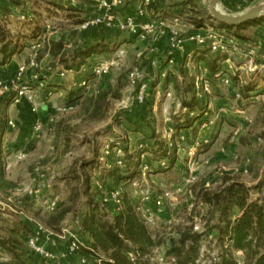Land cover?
<instances>
[{
  "label": "rangeland",
  "instance_id": "374dc122",
  "mask_svg": "<svg viewBox=\"0 0 264 264\" xmlns=\"http://www.w3.org/2000/svg\"><path fill=\"white\" fill-rule=\"evenodd\" d=\"M133 1L139 0H128L116 11L119 17L125 14L124 10L132 13L127 7ZM257 2L263 3L264 0ZM0 6L5 7L3 10L0 9V23L6 30L13 33L17 31H24L26 34L32 31L38 33L35 38H21L22 49L27 42L32 43L31 39H37L41 35L37 55L40 67L38 71L47 75L49 78L47 82L51 83L56 79L57 71L63 70L65 75L60 80L64 79L62 83L66 85L63 91L52 90L47 95L36 89V101L41 104L38 116L42 129L34 138H30L29 135L32 125L28 123L30 109L27 103H21L18 109L14 106L8 107V115L15 122V128L6 132V139L16 143L15 150L23 146L22 141L25 142L27 156L22 161L15 159V163L5 170L6 178L13 181L15 187L11 191H0V206L3 208L2 204L28 205L30 215L36 220L32 223V227L35 228L36 225L43 226L46 217L52 214L61 202L69 201V192L74 189L76 194L73 196L71 211L58 227L50 230L55 236L65 231L69 232L80 242L79 248L82 249L89 247L88 236L80 228L81 220L88 211L87 199H91L93 204H99V214L103 221L111 222L122 205V199L117 205L112 195L113 191L119 189L122 197L125 195L132 201L138 217L152 239L157 242L144 253L127 251L136 255L134 264H176V257L169 254L168 250L171 240L178 246L180 234L185 231H188L190 236L199 235L196 253L190 248L193 245L190 239L183 248L188 256L193 257V264H252L257 253L264 250V234L260 237L252 235L255 238L250 250L233 248L229 236L221 232L223 221L219 207L208 202L205 193L213 195L231 183H242L249 188V200H255L261 195L257 184L264 174V84L260 81L264 74L260 76L242 70L241 83L234 79L235 76L229 75L233 81L230 87H219L210 81L207 98L210 106L206 107L209 109L207 112L211 116V122L207 123L203 117L195 120L191 128L175 130L174 116L179 114L182 107L180 96L182 95L187 102L192 98V91H188L189 78L195 73L200 81H209L205 76L209 72L197 69L193 59H183L179 55L169 81L162 79L159 70L165 63L167 52L161 49L158 28L145 40L135 37L129 42L131 44L129 48L126 46L122 48L125 56L116 67L106 75L94 77L87 65H79L78 55L80 49L92 41H88L92 35L89 30L84 32L79 25L96 13L93 2L7 0L4 3L0 2ZM194 7L197 10H191L193 13L191 17H183V23L195 25L193 19H200L202 25L217 27L214 20L207 16L208 0L196 3ZM219 7L225 11L221 2ZM18 12H24L27 15L26 20H17ZM148 18L154 19L152 16ZM181 28L183 32L186 30L184 26ZM236 31L238 35L246 34L239 30L225 33L236 37ZM106 37L109 38L110 35L107 34ZM120 37L119 41L126 39L123 35ZM50 41L62 43L56 57L43 52ZM111 51L113 53L114 48L108 50ZM216 56L217 53H212L208 59L212 61ZM22 57L19 62L24 59V56ZM91 62L94 60H86L85 63ZM233 62L236 63V60ZM69 68L72 69L71 72L68 71ZM134 68L140 69L142 81H149L147 97L140 104L135 103L133 88L127 80L128 73ZM77 77H83L82 80H85L86 84L80 87L78 82L81 78ZM25 78L34 88L35 84L26 76ZM77 86L83 88L85 94L99 87L108 90L107 107L101 118L94 119L83 113L78 100L66 103L68 91L70 89L73 91L72 89ZM237 88L241 94L240 103L231 101L230 110L228 113L225 111V114L218 112V108H213L212 99L220 96L217 90L222 89L221 91L232 94L229 97L233 100V92ZM168 90L171 91V96H166ZM250 91L254 92L250 94ZM17 110L23 114L22 118L17 115ZM59 121L64 122V129L55 144V127ZM152 129L156 135L174 141L177 160L172 166L161 165V162L152 160L149 152L144 153L142 155L148 159L141 156L140 159L150 163V171L143 174L139 166L138 172H135L132 178L128 181L120 180L119 186L113 188L111 178L106 173L114 169L117 159L124 158L123 150L129 144L140 141L149 143ZM184 131H187L188 135H185ZM182 133L184 140L180 139ZM65 137L68 138L66 147ZM191 163H194V166L189 173ZM123 165L120 169L125 167ZM85 175L89 177L90 182L88 196L83 190ZM188 175L194 178L191 182L185 180ZM35 191H37L35 194H31ZM166 191L170 196H163ZM146 195H149L148 201L144 200ZM155 198L162 201L161 211L152 210L153 220L148 221L144 209L152 208ZM53 203L55 210L51 212L49 205ZM238 215V212L233 211L231 220ZM4 219L7 221L1 223L7 225L17 220V217L4 216ZM168 220L172 222L168 223ZM194 223L200 225V231L194 230ZM240 250L242 253H237ZM76 252L78 255L73 261L67 257H64V260L54 258V262L50 264L92 263L88 259L83 263L81 254L78 250ZM102 256L107 258V255ZM3 257L5 260L9 259L4 252ZM160 257L161 262L158 260Z\"/></svg>",
  "mask_w": 264,
  "mask_h": 264
},
{
  "label": "trees",
  "instance_id": "16d2710c",
  "mask_svg": "<svg viewBox=\"0 0 264 264\" xmlns=\"http://www.w3.org/2000/svg\"><path fill=\"white\" fill-rule=\"evenodd\" d=\"M222 4H226V1L222 0ZM4 8L5 7L0 6L1 10ZM207 16L210 20L212 19L210 15ZM262 20H264V17L239 25H229L215 20L213 22L218 28L230 33V31L240 30ZM193 21H195L194 23L196 26H204L201 24L200 19H193ZM100 29L105 30L103 28ZM23 32L24 31H17L13 33L12 31L6 30L0 23V65L7 64L15 54L21 51L23 47L20 43L21 38H35L38 35L35 31H32L30 34ZM235 34L237 37H240L237 31ZM61 46L62 43L59 41H50L46 44L43 52L56 57ZM106 50H111V48L103 42L86 43L84 48L80 49L78 52L80 56L79 65H88V63H85L86 60ZM216 59L217 58H214L212 61L207 59L208 67L211 71L217 69ZM188 84V91H192V98L188 102L184 99L181 100L184 111L174 116L175 130L189 127L195 120L203 117L206 122L211 120V116L208 114L206 108L208 94L197 89L196 78L193 77L192 80L190 79ZM49 86L56 88L61 87V85L53 81ZM82 89L83 88H79V86L73 88V91L70 89L67 93L68 99L66 103L68 104L78 100L83 113L90 115V117L94 119L101 118L107 107L106 100L108 98V90L99 87L97 90L92 89L90 93L85 94ZM48 91L50 90L45 89L43 91L44 95H47ZM14 95V91L0 95V191H11L15 187V183L6 178V161L2 149L4 135L6 131L10 130L7 127L9 120L8 107ZM63 129L64 122L59 121L55 127V144L59 141ZM150 139H154L151 146L143 145L131 151L127 148L123 150L124 158L122 159V163L125 167L120 169L122 166L116 165L114 169L106 173L111 178L113 188L119 186L120 180L124 179L128 181L135 175V172H138L141 162L140 156L144 153L149 152L152 156V160L165 162L168 166L173 165L177 158V148L174 141L156 135L154 129H152ZM67 144L68 138L65 137V147ZM122 176H125V178ZM77 179H79V177H77ZM89 185V177L85 175L83 190L86 196H88ZM257 188L261 195L255 200L248 199L249 188L242 183H231L213 195L205 193L207 201L219 207L221 220L223 221L221 232L229 236L233 248L250 250L252 248L253 239L256 236L260 237V235L264 234V174L258 182ZM75 192L74 189H71L69 192V201L61 202L59 207L46 217L43 224L45 229L51 231L50 228H56L60 225L65 216L71 211V204L73 196L76 194ZM87 201L88 211L81 220L80 228L82 232L88 236L89 247L82 249L78 248V252L84 260L87 261L88 259L92 261L91 264H127V251L131 250L135 253H144L157 244V242L152 239L144 223L138 217L132 201L127 198V196L123 195L122 205L115 213L111 222L102 220L99 214L100 207L98 203L93 204L91 199H87ZM233 211L238 212L239 215L231 220V213ZM4 216H14L17 217V220L11 222V224L3 225L1 222L7 221L4 219ZM35 221L34 217L30 215L28 205H9V207L6 208L0 206V264H41L37 256H35L26 245V239L35 234V228L32 227V223ZM188 235V231L180 234L178 246H176L175 241L171 240V246L168 252L176 257V264H193V257L188 256L183 248L188 239H190L193 244L190 248L194 249L196 253L199 235ZM252 235H255V237ZM128 244H130L131 247L128 246ZM3 252L8 255V260L1 259L3 257ZM103 254L107 255V258H104L102 256ZM252 264H264V250L257 253Z\"/></svg>",
  "mask_w": 264,
  "mask_h": 264
},
{
  "label": "built area",
  "instance_id": "2783aa9c",
  "mask_svg": "<svg viewBox=\"0 0 264 264\" xmlns=\"http://www.w3.org/2000/svg\"><path fill=\"white\" fill-rule=\"evenodd\" d=\"M7 0H0V2H5ZM95 4L96 13L91 17L85 19L80 23L79 28L81 30H88L90 28H103V29H114L119 32H126L130 35L135 36L137 39L145 40L148 36L154 32L160 36H164L167 41L166 48V59L165 64L160 67L159 76L164 79L169 74L173 73V68H175L177 62V56L180 54H185V41H189L191 44L197 47H205L209 51L213 53H220L224 55H229L231 52L238 50V44L235 37L228 36L224 30L211 26L204 25L202 30L197 33H190L184 37V32L182 31V26H186L185 23L182 22L181 18L177 16L170 17L169 21H165L161 18L158 19H147L148 11L150 8L156 3L157 0H139L135 5V10L132 13H125L122 17H119L117 10L121 9L128 0H90ZM27 15L24 12L16 13V19L24 21L26 20ZM183 33V34H182ZM40 38L41 35L38 36L35 43L33 44L32 50L26 59V61L17 65L15 73L13 75L12 83L7 84L2 79H0V95L5 93H9L14 91L15 95L11 100L10 106H15L20 103L22 100L28 103L29 109L33 114H38V108L41 104L36 101V92L38 89L43 87V84L38 80L37 76L34 75V82H36V86L33 88V85L26 80L25 74L29 67L37 69L39 67L37 62L38 48L40 46ZM252 50L248 51L247 54L251 56L249 59V63L244 67H239V70H247L248 72H256L258 70V66L252 60ZM188 56L191 55V52L187 53ZM125 51L123 49H116L110 56L104 59H91L94 62L88 64L89 72L94 77H101L103 75L108 74L114 67H116L124 58ZM154 64V61L152 62ZM217 72H220L218 70ZM222 74V73H221ZM57 75L62 78L65 75V71L58 70ZM142 73L140 69L134 68L132 69L128 75L127 80L131 87L133 88V99L135 103H143L149 86V81L141 79ZM197 79V89H200L201 92L209 93L210 92V83L208 80L200 81ZM199 80V81H198ZM223 83H229L230 79L228 77L222 78ZM86 84L85 80H81L79 82V86L82 87ZM37 89V90H36ZM50 91H48L49 93ZM47 93V94H48ZM166 96H170V92L166 93ZM201 96V95H199ZM237 98H241L239 92L235 95ZM68 106V105H67ZM209 110V109H207ZM225 111V107L221 106L218 108V112L223 113ZM211 122V120L209 121ZM207 122V123H209ZM42 123L37 116L32 124L30 138H34V136L38 135L42 129ZM8 129L15 128V122L13 119H9L7 123ZM168 135V133H167ZM169 136V135H168ZM181 140H184V135L182 134L180 137ZM27 153L25 149H19L15 152V159L17 161H22L26 158ZM144 157V155H141ZM148 159L147 157H144ZM117 166H122V158L117 159ZM161 165H166L165 162H161ZM192 166L194 163H191L189 167L190 172H192ZM140 171L144 174L145 172L150 171V163L144 159H141L140 162ZM193 177L190 175L185 179L186 182H191ZM37 191L31 194H35ZM149 194V193H147ZM112 195L115 198V203L117 205L120 204L122 196L120 195V190L116 189L112 192ZM164 197L170 196V194L166 191L163 194ZM144 200H149V195H146ZM3 208L9 207V205L2 204ZM162 201L160 198H155L154 204L152 208L145 207V218L148 221L153 220V211H161ZM50 211L55 210L54 203L50 206ZM171 223V220L167 221ZM194 230L200 231V225L194 223ZM35 234L28 237L26 239V245L29 250L35 254L45 258H53L54 255L49 252L45 246L44 241H52V237L55 236L51 231L45 229L41 225H36ZM60 239L64 240L66 243V248L64 252V256L71 252H76L79 248V241L70 235L69 232H62L60 235H56ZM201 256L203 254V250L200 252ZM237 253L241 254L242 250L237 251ZM136 255L133 252L127 253V264H134V260ZM153 260V259H152ZM160 262L162 258L158 259ZM174 261V258L172 259ZM84 263L85 260L82 259Z\"/></svg>",
  "mask_w": 264,
  "mask_h": 264
},
{
  "label": "crops",
  "instance_id": "0c3cea01",
  "mask_svg": "<svg viewBox=\"0 0 264 264\" xmlns=\"http://www.w3.org/2000/svg\"><path fill=\"white\" fill-rule=\"evenodd\" d=\"M88 1L92 2L90 0H88ZM202 1L203 0H157L156 3L150 8V10H149L150 15L147 16V19H149L148 17H150V16L154 17V19H156L155 17H158V18H161L165 21H169L170 17H172V16H177V17L181 18V20L183 19V17L189 18L193 15L191 10L192 9L197 10L194 7V4L202 3ZM225 1H226V4H222V5H223V8L226 11V13H230V14L239 13L240 14V13L246 11L247 9H249L254 4H256L257 1H262V0H225ZM137 2L138 1H133L132 2L133 5L132 4L128 5V7H127L128 10L129 11L131 10L132 12H134L135 5L137 4ZM220 2L222 3V0H220ZM123 12L129 13L126 10H124ZM185 25H187V26H185L186 30L184 31V37L185 38L190 33L200 32L203 28L202 26H196L194 24H187L186 22H185ZM88 30L92 34L90 37V40H88V41L92 40L91 42H103V43L107 44L109 48H111V49L114 48V51L116 49H122V48H124V46L129 48L131 45L129 42L135 38V36H133V35H130L128 33L119 32V31H116L114 29L101 30L100 28L95 27V28H90ZM86 31L87 30H84V32H86ZM239 31H243L246 34L245 35L240 34V37H237V36L235 37L237 44L239 46L238 50L231 52L229 55H224V54L219 55L220 53H217L218 54V56H216V58H217L216 59L217 69L215 71H211L209 69L208 63H207V59L210 58L209 56L213 52L209 51L205 47H197V46H194L193 44H191L189 41H185V50H186L185 54H184V56H183V54H180V55L183 57V59H186V58L188 60L193 59V61L196 63L197 69L209 72V74L205 75V76L209 79V82L210 81L212 82V84L216 83V85L219 87L220 86L230 87L233 85V81L230 80L229 83H223L222 78L225 76L229 78V75H233V76H235L234 79L238 80L241 83L242 82L241 75L243 74V72H242V70H239L238 68L243 67V66L245 67L249 63V60H247V58L250 59L251 56H249L247 54V52L252 50L253 51L252 52V60L259 67L258 70L252 74H255V75L259 74L260 76H263V74H264V20L259 21L253 25H248L245 28L240 29ZM103 33H105V34H103ZM107 34L110 35L109 38L106 37ZM121 35L126 37V39L124 41H119L120 40L119 38H121L120 37ZM125 37H122V39ZM30 41H32V43L27 42L25 48H23L19 53L15 54L7 64L0 65V79H2L4 82H8V83L11 82L13 79V75L15 73L17 65L26 61V59L28 58L36 39H31ZM166 48H167L166 38L164 36H161V49L162 50L164 49V51L166 52ZM28 51H29V53H28ZM189 52H191V55L188 56L187 53H189ZM111 54H112V51L108 52V50H106L99 55L92 56L90 59H99L100 60V59H104L105 57L107 58ZM208 54H210V55L208 56ZM22 56H24V59L21 62H19V59L23 58ZM178 59H179V56H177V60ZM233 60H236V63L233 62ZM164 64L165 63H163L161 66H163ZM39 68L40 67H38L37 69H34V68L29 67L26 71L25 76L28 78V80L32 81V83H34V84L36 83V82H34V79H33L34 75L37 76L38 80L43 84V87H41L39 89L40 92H43L45 89L46 90L48 89L50 91L56 90L57 92H61L65 89L66 85L62 83V81L64 79L61 81L60 77L57 75V73H56V76H57L56 79L57 80L54 79L53 82L61 85V87L60 88L50 87L49 86L50 83L47 82V80L49 78L47 77V75L41 74L40 71H38ZM218 70H220V72H217ZM68 71L71 72L72 69L69 68ZM235 71H236L237 75L234 74ZM245 73H246V71H245ZM191 76H193L194 78L198 77V75L195 73ZM80 78L82 80L83 77H77V79H80ZM169 78H170V74L164 80L169 81ZM192 78H189L188 82L190 81V79L192 80ZM185 79H187V78H185ZM260 81L264 84V77ZM79 82H80V80H79ZM79 82H78V84H79ZM221 90L220 89L217 90V92L220 94V96L217 97L216 99L213 97V94H212V98H214V99H212L213 108L217 109V108L223 106V107H225V111L228 113V111L230 110V106L232 104L231 101L236 102V103H240L241 98H237L235 96L236 93L239 91L237 88L233 92V96H234V99H233L234 101H233L229 97V95L232 96V94L226 93V92L221 91ZM169 92H170V96H171V91H169ZM253 92L250 91L249 93L252 94ZM163 95H165V93ZM146 97H147V95H146ZM180 98H181V100L184 99L182 95L180 96ZM63 100H65V99L63 98ZM21 103L25 104L27 102L22 100L20 103H18L14 107L16 109H18V107ZM27 106H28V103H27ZM207 106H210V104L207 103ZM183 111H184V108L182 106L181 111H179V113L183 112ZM238 111L240 112V110H238ZM17 115L20 116L21 118L23 116V114L20 112V110H17ZM38 115L39 114L36 115L30 111V120L28 123L30 125H32L34 119ZM9 119H11V118L9 117ZM193 124H194V122H193ZM191 126H189V128H191ZM29 127L31 128V126H29ZM20 129L22 130L23 127ZM183 129H187V128H183ZM184 132H185L184 133L185 135H188L187 131H184ZM6 136H7V134L5 133L4 138H3V143H2V149H3V153L5 155L6 169H7L9 166L11 167L15 163V161H16L15 160V151H17V150H15L16 143L12 142V141H7ZM140 136H143V134H140ZM26 140H27V142L29 141L28 138H26ZM20 141H22V140H20ZM148 141H149V143L144 142V141L143 142L140 141V142L135 143V144H131V145L129 144V146L127 148L129 149V151H131V150H134L138 146L139 147L143 146V145L144 146L145 145L151 146L153 144L154 139H148ZM21 144H23V146L21 145L20 149H23V148L25 149L24 145L26 143L25 142L23 143V141H22ZM61 240L62 239H60L58 236H53L52 241H44L45 248L49 252H51L54 255V257L53 258H45V257L39 256V255H35V256H37V258L41 264L53 263L54 258L59 259V260H64L63 258L67 257V258H70V260H72V261L74 259H76L77 255H78L77 252H71V253H68L67 255L64 256L66 243L64 240H62V241ZM64 243H65V245H64ZM1 259L5 260L4 257H2Z\"/></svg>",
  "mask_w": 264,
  "mask_h": 264
},
{
  "label": "water",
  "instance_id": "95a60500",
  "mask_svg": "<svg viewBox=\"0 0 264 264\" xmlns=\"http://www.w3.org/2000/svg\"><path fill=\"white\" fill-rule=\"evenodd\" d=\"M219 2L220 0H209L207 7L210 17L217 22L239 25L264 17V2L256 3L240 14L226 13L219 7Z\"/></svg>",
  "mask_w": 264,
  "mask_h": 264
}]
</instances>
